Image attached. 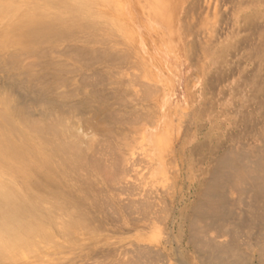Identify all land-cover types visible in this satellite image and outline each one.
<instances>
[{"label": "rangeland", "instance_id": "rangeland-1", "mask_svg": "<svg viewBox=\"0 0 264 264\" xmlns=\"http://www.w3.org/2000/svg\"><path fill=\"white\" fill-rule=\"evenodd\" d=\"M120 2L130 20L132 36L116 33L123 37L120 39L116 34H108L104 27L87 31L89 36L75 29L78 31L74 30L70 39L59 43L52 58L41 59L39 74L47 78L51 87L60 80L55 92L66 97L71 94L68 98L74 107L81 102L74 119L79 118L81 123L88 121L94 129H100L95 130L96 134L89 132L90 136L101 135L102 129L111 122L112 125L119 122L117 119L125 111L134 109L145 115L144 121L132 122L130 115L131 118L123 120L126 125H117L127 129V135L121 136V142H126V167L123 165L126 173L113 183L111 192L115 194H111L121 210H128L134 202L135 205L148 203L147 199L158 207L149 203L153 206L152 212L146 209L149 211L145 210V214L137 209L123 210L122 213H126L121 217L98 211L102 224L97 222L99 226L94 232L83 231L82 238L79 235L72 239L70 249H59L61 243L62 247L68 244L59 239L60 247L50 249L53 253L49 250L48 259L45 257L52 262L48 264H117L120 260L123 264L134 253L133 248L158 251L161 257L158 264H214L197 255L187 238H179L183 231L186 236L188 232L185 226L179 229L178 214L194 199L197 191L204 188L216 159L226 156H234L245 168H239V173L230 170L236 178L242 179L231 182L233 188L225 192L229 196L232 192V197H227L232 202L234 219L225 223L226 230L222 231L226 233L220 235L217 229L211 228L208 235L206 231V238L210 237L217 245L230 246L231 243L233 247L230 256L216 260L218 264H264V255H261L264 209L259 210L257 200L255 204L253 195L257 191L248 188L253 183L250 180L264 175L261 169L264 167L259 166L261 171L254 169L256 160L264 162L261 148L264 147L261 146L264 144V0H177L173 39L168 37L164 23L153 19L150 0ZM70 52L81 56L77 54L73 58ZM90 57L95 59L91 61ZM87 100L90 105L83 106L82 102ZM146 117L149 118L146 120ZM157 118L162 121L153 125ZM150 119L153 122H147ZM164 120L173 131L168 145L171 147L161 160L152 150L151 138L162 131ZM139 130L142 131L140 137ZM244 172L250 176L248 179H243ZM261 182L264 184V178ZM37 186L40 188L39 183ZM245 186L248 191L241 194ZM262 201L264 207V199Z\"/></svg>", "mask_w": 264, "mask_h": 264}, {"label": "bare ground", "instance_id": "bare-ground-1", "mask_svg": "<svg viewBox=\"0 0 264 264\" xmlns=\"http://www.w3.org/2000/svg\"><path fill=\"white\" fill-rule=\"evenodd\" d=\"M150 1L153 19L156 22L164 23L168 30V37L173 39V18L176 13L177 0ZM250 18L252 17L250 16ZM245 20L247 21V19ZM250 23L254 24L255 22ZM256 26L258 25L256 24ZM100 27H104L110 35L118 33L124 37L132 36L130 20L123 12L120 0H0V264L52 263L46 260L50 249H57L60 245L59 249H70L72 239L79 235L84 236L83 231L94 232L99 226L97 222L102 224L101 215L97 214L98 211L109 213V216L113 217L116 214L120 216L126 213H122L123 210L135 211L137 209L139 212H144L146 209L150 210L153 206H155L154 208L157 206L145 198L148 203L135 205L134 202V206L128 204L130 210L125 208L121 210L119 205L116 206L117 203L111 194L114 193V191L111 192L114 190L111 188L113 183L120 180L121 174L124 176L126 173L124 172L126 167L124 164L127 161L124 154L126 142L123 140L121 142V136L123 138V135H127V129L122 125L120 127L117 125L125 124L123 120L130 115L133 117L132 122L141 119L144 121L145 115L133 111L134 109L130 112L123 111L124 113L120 114V119H117L119 122H115L114 125L111 122L110 125L102 129L101 135L95 136L94 134L97 132L95 130L98 128L94 129L92 124L87 123L88 121L81 123L79 118L78 120L74 119V113H77L76 109L80 107L81 102L74 107L75 104L70 103L68 98L71 94L66 97L61 92L62 96L55 92L60 80L57 79L56 86L51 87L47 84V78L45 79L42 73L39 74V67L42 65L41 59L46 56L51 57V54L56 53L59 43L70 39L75 29L84 33L91 29H100ZM102 31L104 32V30ZM118 36L120 39L123 38ZM118 43L116 42V45ZM76 49L79 50L80 47H76ZM81 52L84 54L88 51ZM70 53L72 55L74 52ZM85 54L87 55V53ZM75 55H72L73 58ZM92 58L95 59V57ZM106 59L109 60V58ZM258 82L263 84L264 81L261 82L259 79ZM156 88L158 87L156 86ZM58 90L61 89L58 88ZM82 104L89 106L90 100L82 102ZM148 118L146 117V120ZM158 120L157 118L156 122H153L150 119L147 122L152 121L154 125V123L162 121ZM161 130L156 136L154 134L155 137L151 138V143L155 155L163 160L166 156L165 153H168V148L171 147L168 145L173 129L164 120ZM87 132L88 134H86ZM89 132H94V134L90 136ZM138 132L135 133H138L140 137L142 131ZM101 140L103 141L102 145L98 144ZM261 148L264 149V147ZM200 152L202 153V150L199 149ZM217 160L214 168L210 169L212 171L209 178L205 179L204 188L196 190L197 194L194 199L188 204L185 203L186 205L182 207L183 210L181 209L182 211L178 214L179 229L185 226L188 232L186 236L184 235L185 231L179 230V233H183L182 236L178 235L179 238H187L197 255L201 254L204 258L206 257V261H212L214 264H218L216 261L218 258L222 259L224 255L230 256L233 247L231 243L230 246L228 244L217 245L209 240L210 237L206 238L205 233L207 231L208 235V230L211 228L217 229L220 235L227 232L224 231L226 230L224 225L234 219L233 213L235 212L232 211L231 199H228L229 195H226L225 192L233 188L231 182L242 179V177L236 178L230 170H237L239 173L238 169L244 168L234 156L231 158L226 156L218 162ZM261 160H256L254 169H259V166L260 168L264 167V162ZM243 174L246 176L245 172ZM261 176L258 179L255 177L250 180L253 183L251 182L248 186L249 189L254 188L257 191L253 198L255 204L256 200L259 202L257 205L259 210L264 209L262 207L264 184L261 182L264 175ZM248 177L250 176L243 179H248ZM38 183L40 188L37 186ZM248 188L245 186L241 194H246ZM230 194L229 197H232V192ZM149 203L153 206L150 207ZM94 207L97 208V211ZM164 209L166 208L164 207ZM153 213L155 214V212ZM138 216L140 217V215ZM120 217L118 220L121 222ZM244 221H242L243 224ZM222 229L224 230L222 231ZM59 241L68 242V244L66 243L68 247L65 245L62 247L63 243L60 244ZM73 242L75 241L73 240ZM133 249L134 253L132 256L129 253L130 257L128 256L129 258L123 264H158L161 260L160 255L157 254L158 251L154 253L155 251L152 252L150 249ZM263 249L261 247V255H264ZM51 250L50 252L53 253ZM119 263L121 264V260Z\"/></svg>", "mask_w": 264, "mask_h": 264}]
</instances>
